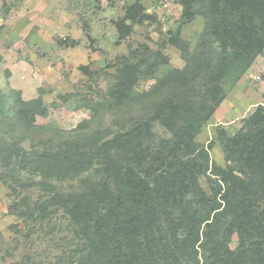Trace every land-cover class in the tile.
I'll list each match as a JSON object with an SVG mask.
<instances>
[{
	"label": "trees",
	"instance_id": "16d2710c",
	"mask_svg": "<svg viewBox=\"0 0 264 264\" xmlns=\"http://www.w3.org/2000/svg\"><path fill=\"white\" fill-rule=\"evenodd\" d=\"M177 2L183 23L198 14L205 20L196 52L179 30L169 44L186 68L171 69L143 94L134 90L140 76H154L167 57L157 52L122 65L109 97L119 108L137 102L147 109L113 135L76 131L29 150L25 139L3 132L29 131L47 114L43 100L15 91L8 105L0 89V164L23 196L12 211L27 226L61 216L75 242L59 264H264V106L235 134L220 128L216 141L196 142L228 87L264 52V0ZM148 19L140 1L127 6L113 22L119 40ZM155 123L171 138L156 143ZM216 142L224 167L210 156ZM24 172L40 178L37 199L20 184ZM66 182L75 184L56 187Z\"/></svg>",
	"mask_w": 264,
	"mask_h": 264
},
{
	"label": "rangeland",
	"instance_id": "374dc122",
	"mask_svg": "<svg viewBox=\"0 0 264 264\" xmlns=\"http://www.w3.org/2000/svg\"><path fill=\"white\" fill-rule=\"evenodd\" d=\"M136 1L152 19L133 24L132 34L119 40L113 22ZM181 15L177 0H0V89L6 94V103L9 105L13 93L19 91L25 101L43 100L47 109L46 116L37 117L29 131L16 128L10 133L7 129L3 136L25 139L24 145L31 150L74 137L76 131L88 136L119 132L130 117L147 109V103L115 105L109 91L118 69L129 62L141 63L143 58L153 59L157 52L166 56L168 63L161 64L154 76H140L134 90L143 94L171 69L186 68L181 52L169 44L179 30L190 52H196L205 20L198 14L183 23ZM147 67L143 66L142 73ZM259 105L264 106V52L235 86L228 87L226 99L196 142L207 146L216 141L220 128L235 134ZM153 133L156 143L171 138L158 123ZM210 156L217 165L225 166L217 142ZM6 169L0 164V264H59L74 245L71 232L61 216L50 225L24 224L12 211L23 196L12 191L9 183L15 178ZM39 181L24 172L20 184L37 199L42 194ZM201 183L207 188L205 179Z\"/></svg>",
	"mask_w": 264,
	"mask_h": 264
}]
</instances>
